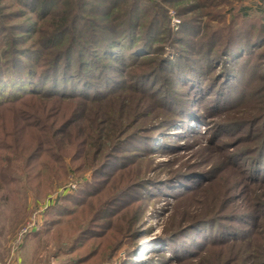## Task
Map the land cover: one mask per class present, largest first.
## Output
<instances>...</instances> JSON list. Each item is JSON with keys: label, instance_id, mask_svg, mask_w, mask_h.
Returning <instances> with one entry per match:
<instances>
[{"label": "trees", "instance_id": "16d2710c", "mask_svg": "<svg viewBox=\"0 0 264 264\" xmlns=\"http://www.w3.org/2000/svg\"><path fill=\"white\" fill-rule=\"evenodd\" d=\"M18 1L30 18L9 29V48L0 58V183L14 159L39 187L69 166L92 170L91 181L76 192L68 187L43 211L75 218L88 208L95 218L80 230L82 243L112 229L116 217L118 230L124 210L145 199L143 190L181 203L204 194L215 206L181 214L187 224H174L157 240L173 249L166 263L264 264V105L251 109L255 96L264 97V16L236 8L226 23L223 6L231 0L177 6L180 13L202 11L209 20H185L173 41L179 54L169 60L155 44L171 33L165 4L191 0ZM215 20L222 23L218 28L210 26ZM29 40L30 46L18 47ZM135 95L156 104L151 126L140 124L132 108L113 111L118 98ZM207 116L215 122L208 124ZM175 126L183 128L176 135H206L211 146L243 128L260 132L253 146L227 154L220 167L231 172L221 170V176L192 171L173 173L162 184L129 181L138 159L177 150L163 138ZM199 126L212 132H195ZM234 172L242 177L239 185L232 182Z\"/></svg>", "mask_w": 264, "mask_h": 264}, {"label": "rangeland", "instance_id": "374dc122", "mask_svg": "<svg viewBox=\"0 0 264 264\" xmlns=\"http://www.w3.org/2000/svg\"><path fill=\"white\" fill-rule=\"evenodd\" d=\"M241 3V0H231V4L223 6L226 23L231 21L232 11L236 8L244 15L264 16V0H245ZM183 4L190 7L196 4V1L191 0L179 5L165 4L171 33H166L165 37L169 36L164 41L155 43L156 47H159V56L169 60H175L179 54L175 51L173 41L174 37L182 32L184 21L194 18L204 25L209 20V17L202 11L193 13L187 9L180 13L178 7ZM23 10L18 0H0V58H3L4 51L9 48V29L15 24L25 22L28 17L30 18V14ZM220 24L222 23L215 20L210 26L218 28ZM23 34L21 32L14 33L12 30L11 36L22 38ZM31 42L32 40H29L26 45L20 44L18 47H28ZM259 92L261 91L256 94ZM259 96H255L251 109H259L264 105V97ZM118 99L120 100L114 103L113 111L119 114L121 107L127 112L128 108H132L133 113L135 111L137 113L135 119L139 117L142 119L140 123L142 125L150 124L152 119L158 116V114L154 115L156 104L154 102L144 103L145 99L138 95L133 98L124 96ZM209 105L206 103L204 109ZM202 112L204 113V111ZM205 120L210 125L215 122H209L208 116ZM195 125L197 124L192 123L190 126ZM182 130L181 126H175L163 131V138L171 140L172 145H177V150L174 153H153L146 158L138 159L132 169L127 172L130 175L129 181L139 178V180L145 181L155 180L156 184H162L174 179L176 176L174 174L177 172L189 174L186 172L192 173V171H215V174L221 176L223 174L221 170L231 172L227 168L220 167V164L227 160V154L250 148L260 132V128L257 127L256 131L252 132L243 128L239 133L228 135L227 138L220 140V144L217 145L215 141L211 146L206 142L209 138L206 135L200 139L176 135ZM195 132L210 134L212 130L199 126L196 127ZM222 146L223 148H221ZM85 170L74 171L69 166L67 173H59L57 177L53 178L52 183L47 182L44 186L39 187L35 182L27 179L23 171L22 160L14 159L6 164L3 171L4 180L0 183V264H180L177 261L166 263L165 258H170L168 251L172 252L173 249L169 250L167 246L163 245L164 243L158 244L157 240L165 236L166 230L174 224L179 225L176 227L177 229L187 224L182 220H186L188 216L181 218V214H187V212L192 214L203 210V208H208L207 206L212 208L217 202L204 197V194H199L190 201L181 203L169 197L168 194H163L160 199H157L148 193V189L143 190L142 194L145 199L134 202L129 210H124L122 215L125 216V219L118 224L120 227L118 230L115 228L118 218L116 217L112 221L113 228L110 227L112 229L107 228L104 232H100L99 237L82 243L78 242L80 230L86 228L91 219L95 218L94 213H89L88 208L78 209L75 218H70L68 215L59 217L56 214L49 216L45 215L43 211L49 204L51 205L52 200L53 202L58 198L60 200L61 195L66 192L69 186L74 185L75 189H71L76 192L87 181H91L92 170ZM14 177L18 178L16 183L9 180ZM231 177L232 182L240 184L242 177L237 172L231 174ZM122 181L120 184H126ZM33 220L37 224L35 232L38 231V233L32 231L33 234L27 237L25 234L22 239H19L22 229ZM130 220H132V227L129 229ZM78 243L81 244L78 245ZM79 261L83 262L78 263Z\"/></svg>", "mask_w": 264, "mask_h": 264}, {"label": "built area", "instance_id": "2783aa9c", "mask_svg": "<svg viewBox=\"0 0 264 264\" xmlns=\"http://www.w3.org/2000/svg\"><path fill=\"white\" fill-rule=\"evenodd\" d=\"M69 188L75 189V186H69ZM35 228H37V224L34 222V220L32 222H30L27 227H25L24 229H22L20 235H19V239H22L25 234L27 235L28 233L32 232L35 230Z\"/></svg>", "mask_w": 264, "mask_h": 264}]
</instances>
